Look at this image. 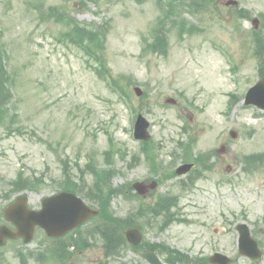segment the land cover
Masks as SVG:
<instances>
[{"label": "rangeland", "instance_id": "obj_1", "mask_svg": "<svg viewBox=\"0 0 264 264\" xmlns=\"http://www.w3.org/2000/svg\"><path fill=\"white\" fill-rule=\"evenodd\" d=\"M28 1L0 0V43L8 56L6 67L11 75L18 112L16 124L20 129L11 136L0 129V195L22 171L25 177L42 180L33 191H25L28 204L39 208L43 197L58 191L55 183L61 176V160L73 169L78 181L76 164L80 168L89 161L104 165L103 152L109 135L128 152L125 159L114 158L117 174L110 181L113 187L159 177L151 174L142 157L133 167L127 165L131 156L139 153V142L132 136L137 114L133 116L130 107L96 77L80 51L56 40L60 27L40 21ZM36 1L44 7L62 5L81 24L95 25L105 34L104 54L112 74L132 77L147 92L143 104H139L140 97L134 95L133 86L129 88L133 104L150 122L151 139L160 146L158 157L164 163L171 161L176 140L186 141L189 134L197 137L194 153L225 146L224 152L210 160L213 169L204 173L191 190L177 192L178 179L163 180L141 202L115 197L111 201L113 213L125 216L139 203L152 201L157 193L177 194L179 214L187 222L173 223L163 231L155 224L146 226L148 241L164 243L190 257H207L220 251L232 258V264H251V260L237 253L235 230L238 223L246 222L252 233L257 232L254 237L264 240V169L246 174L239 160L242 155H264V112L241 101L247 88L259 78L256 60L243 52V35L250 32V20L236 24L230 17L233 7H225V0H219L222 22H200L204 32L183 34L181 38L172 30L167 55H142L141 38L147 36L146 30L159 14L154 1L141 5L133 0ZM237 1L238 8L246 9L251 17L264 14V0ZM182 17L194 22V17L184 11ZM235 26L239 27V40L230 38ZM213 41H219L235 55L234 67L240 62L241 72H229L226 56ZM231 94L239 98L228 109ZM168 98L175 99V106L165 103ZM181 116L191 126L187 135H182ZM229 131L236 133L234 139L229 137ZM85 179L87 190L93 177L88 175ZM7 201L1 197L0 208ZM45 243L44 233L37 231L30 244L10 241L0 252L11 264H19L13 254L16 249L34 252L45 247ZM165 256L159 255L162 260ZM139 258L126 249L112 264H147L139 262ZM33 259L28 258L27 264H37ZM100 259V248L95 246L73 261L97 264Z\"/></svg>", "mask_w": 264, "mask_h": 264}, {"label": "water", "instance_id": "obj_2", "mask_svg": "<svg viewBox=\"0 0 264 264\" xmlns=\"http://www.w3.org/2000/svg\"><path fill=\"white\" fill-rule=\"evenodd\" d=\"M256 103L261 108H264L263 103ZM146 127L147 123H145L143 119L139 118V121L136 124V137L146 138ZM186 170L187 167L183 166L178 169L177 172L183 173ZM136 188L138 190L141 189L139 185H136ZM4 213L7 219L16 224L18 231L14 233L5 226L0 227V244H3L4 238L15 237L16 235L23 236L25 241L30 240L33 227L36 224L42 226L50 235L63 234L68 229L85 220L89 215L94 214L95 211L89 209L80 199L75 198L72 194L60 193L53 197L44 199L42 209L38 212L27 210L24 198L21 197L14 205L5 210ZM238 229L240 233V249H246L243 253L249 256L259 257L260 254L254 248L255 245L253 242L249 240L245 226H239ZM128 234L132 237V241L134 243H137L140 240V234L138 231H131ZM143 256L153 264H161L156 255L153 253H147ZM210 261L218 264L227 263V259L220 254L214 255Z\"/></svg>", "mask_w": 264, "mask_h": 264}, {"label": "trees", "instance_id": "obj_3", "mask_svg": "<svg viewBox=\"0 0 264 264\" xmlns=\"http://www.w3.org/2000/svg\"><path fill=\"white\" fill-rule=\"evenodd\" d=\"M203 1L205 0H194L193 6L195 7L199 6ZM65 35L68 37V39L71 42L79 46L85 44L86 46L92 45L93 47L101 48V42L96 36V34L88 33L86 30L78 27L74 23L72 24L71 28H69V30L65 33ZM259 48L260 50L264 48L261 41H259ZM3 57H4V52L0 48V123L1 124L9 114L7 104L10 102V98H11L10 87L8 86L9 76L4 68ZM90 170L91 173H93L95 176L94 185L96 186V192H98L97 200L101 208L100 216L105 217L106 220V222L103 224V227H101V229L99 230V235L101 239H103L104 241V256L105 258H112L113 256L118 255L120 248L125 242L123 237V230L126 227L132 225V223H130V221L127 220L128 217L126 219L113 217L111 213L108 211L111 195L113 196V194L117 193V190L112 189L110 186V178L112 173L114 172V169L108 168V169L95 171V169L91 167ZM62 178L63 181L60 184L62 189L74 191L76 185L71 179L68 170L64 171ZM17 185L19 186L18 189L22 188L20 186L21 185L20 182H17ZM104 188H106L105 191L103 190ZM162 200L163 198H160V200L156 204L162 202ZM161 208L167 209L168 205L162 203ZM81 245L84 246V243L78 245V247H80ZM174 257L183 258L185 262H188V258L178 252H174ZM51 258L55 260L53 255ZM40 260L44 261L45 258L42 257Z\"/></svg>", "mask_w": 264, "mask_h": 264}]
</instances>
